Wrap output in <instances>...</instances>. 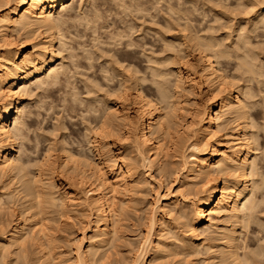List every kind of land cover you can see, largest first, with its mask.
Masks as SVG:
<instances>
[{"label":"bare ground","instance_id":"bare-ground-1","mask_svg":"<svg viewBox=\"0 0 264 264\" xmlns=\"http://www.w3.org/2000/svg\"><path fill=\"white\" fill-rule=\"evenodd\" d=\"M111 1L124 18H131L127 25L120 27L117 23L121 22L113 19L100 25L102 7L96 4L98 0H79V4L77 0H0V264H64L62 252H58L62 245L56 240L72 205L80 206L75 210L89 218L88 232L71 242L72 260L79 264H168L174 256L175 261L180 255L193 258L203 233L206 241L216 243L222 264H256L264 256V138L256 132L264 130V0H237L234 12L243 9L239 17L231 15L232 9L213 12L210 6L216 23L225 20L224 26L231 25L225 35L214 34L219 33V24L218 30L209 25L200 33V25L195 27L192 18L196 5L193 10L182 6L184 11L171 0H163L162 5H158L162 0H147L149 4L145 0ZM87 3L88 9L84 7ZM83 7L87 11H82ZM149 10L163 12V26L158 22L161 28L156 25L158 20H153L158 15ZM228 13L238 22L225 19ZM74 22L92 35L91 47L81 45V56L67 39L70 35L79 37L80 32L72 35L68 29L69 37L64 32ZM227 25L222 26L225 29ZM144 29L154 31L157 39L151 35L153 41H147L140 34ZM30 37L36 39L31 50L26 42ZM157 45L163 56L154 54ZM78 55L84 63L75 61ZM100 60L103 62L96 65ZM195 67L207 88L204 98H198L203 85ZM78 69L90 73L81 79L82 87L75 81L76 75L84 77ZM115 80L109 91L101 89V81L107 86V81ZM145 83L153 92L142 86ZM32 86L57 88L60 97L56 93L59 104L55 108L60 106L61 111L44 136L46 147L40 166L36 169L38 165L33 164L35 170L29 171L22 155L31 139L26 119L38 116L24 106ZM83 93L92 95L93 100L86 101ZM190 95L194 97L191 107L187 106ZM111 96L117 99H109ZM46 102L42 108L45 120L53 111V105ZM61 113L73 121L80 118L82 123L89 122L85 132L79 136L75 131L68 140L61 137L58 132L65 129ZM82 139L88 152L78 149ZM187 141L190 153L184 155L185 150H181ZM75 144L80 146L76 149ZM56 155L59 169L69 180L68 191L63 193L56 192L55 181H51ZM175 156L180 157V170L167 166L171 162L167 158ZM135 158L154 169L159 180L169 183L172 179L177 189L161 191L162 185H157L138 253L127 252L126 258L112 262L109 257L114 253L110 256L108 251L117 246L129 208V201L119 197L120 187L132 192L139 182ZM8 187L13 189L7 191ZM188 193L194 196L188 199ZM15 197L21 211L4 226L3 211L14 209ZM175 218L181 219L187 237L177 235L180 232L174 236L171 230L173 238H165L168 232L164 231ZM248 232L253 240L263 242L245 251L248 245L240 238ZM28 245L33 248L31 256L26 254ZM206 246L214 247L213 242ZM240 249L243 252L239 253Z\"/></svg>","mask_w":264,"mask_h":264},{"label":"rangeland","instance_id":"rangeland-1","mask_svg":"<svg viewBox=\"0 0 264 264\" xmlns=\"http://www.w3.org/2000/svg\"><path fill=\"white\" fill-rule=\"evenodd\" d=\"M78 2V4H79V0H77ZM97 1V0H96ZM102 1L103 0H98V2L96 3V4H99V5H101L100 7H102L100 10H101V12L100 13H102L101 14V24L100 25H105V23H106V25L109 23V21H111L112 19V21H115L116 23L117 22H121V23H117V24H120V27L122 26L123 27V25H121L122 23H124L125 25H127L129 22V20L131 19H129L128 17H126V18H124L123 17V15H125L124 13L121 15L120 14V8H118V6L117 7H115L114 5H115V3H113L112 4V1L111 0H109V1H111V3L108 1V0H104L103 1V3H102ZM145 1H147V0H145ZM148 1H150V0H148ZM147 1V2H148ZM154 1V0H153ZM168 1H170V0H166V2H168ZM205 0H182V2H183V4L181 3V0H176L175 2H174V0H171V2L172 3H174L175 5H177V4H179V6L181 7V9H183V7H185V8H188V7H190L191 9L190 10H193L194 9V6H195V9H194V11L195 12H192V18H193V23H194V25H195V27H198L197 26V24L198 25H203V26H201V28H200V26L198 27L199 29H200V33L202 32V30L204 31V27H205V30H207L206 29V27L208 28L209 27V25L210 26H213V25H215V27H216V29L215 30H218L217 28H218V24L221 26V27H219V29L220 30H218L219 31V33H216L215 32V30H212V32L214 33V34H216V35H225V34H227L228 32H230V28H228V26L230 25V24H225V26L227 25V28H223V26H224V22L226 23V21L225 20H223V22L221 21V22H219L218 21V23H216L215 22V20H213V19H215V17L212 15L213 13H210L209 11H210V9H209V7L211 6V8H213L212 10H213V12L214 11H222L224 8L225 9H228V10H223V11H226V13L227 12H233V14H231L232 16H235L234 15V11L237 9V7H236V9H235V6H237V0H211V1H208V2H210L209 4L207 3V0H206V2H204ZM214 1V2H213ZM146 2V3H147ZM176 2H178V3H176ZM103 5H102V4ZM108 3V4H107ZM192 3V4H191ZM211 3H213V4H211ZM215 3H217V4H215ZM221 5H223V6H220V4ZM235 3H236V5H235ZM148 4H149V2H148ZM148 4H146V5H148ZM151 4H152V1H151ZM151 4H150V6H151ZM163 4V0H162V3H160V4H158V5H162ZM203 4H205V5H203ZM216 6H215V5ZM87 5H88V3L84 6V7H87ZM191 5H192V7H191ZM212 5H214V7L212 6ZM218 5V6H217ZM77 6V5H76ZM108 6H110V7H108ZM112 6V7H111ZM149 6V5H148ZM178 6V5H177ZM183 6V7H182ZM83 7V9H82V11H87V10H85L86 8H84ZM88 7L90 8V6L88 5ZM88 7H87V9H88ZM106 7V8H105ZM159 7V6H158ZM196 7H197V10H196ZM206 7V8H205ZM207 7H208V9H207ZM218 7V8H217ZM110 8V9H109ZM112 8H113V10H112ZM116 8H117V10H116ZM221 8H223V9H221ZM241 8V7H240ZM76 9H78L77 7L75 8V12H77L76 11ZM104 9V10H103ZM106 9V10H105ZM202 9H203V11H202ZM206 9H207V11H206ZM218 9V10H217ZM230 9H234L233 11L232 10H230ZM107 10H109V11H107ZM110 10H111V12H110ZM114 10L116 11V12H114ZM184 11H187L186 9H183ZM198 10H200L199 12H198V15H195V14H197L196 13V11H198ZM230 10V11H229ZM106 11V12H105ZM149 11H151V10H149ZM149 11H148V13H149ZM153 11V10H152ZM151 11V14H156V16L158 17V18H156V19H153L154 20V22L156 21V20H158V21H156L157 22V26H158V28L160 27L161 28V26H163V19L165 18V17H162L164 14H162L161 12H160V14H158L157 12L155 13L154 11L152 12ZM184 11H182V12H184ZM189 11V10H188ZM222 11V12H223ZM240 11V9H238V13L236 12L235 14H236V16H238L237 14H241V12H243V9H242V11L241 12H239ZM83 12V13H84ZM114 12V13H113ZM119 12V14H117ZM209 12V13H208ZM113 13V14H112ZM116 13V14H115ZM122 13V12H121ZM194 13V14H193ZM204 13H205V15H209V17H208V15H207V17L204 15ZM225 13V12H224ZM109 14V15H108ZM111 14V15H110ZM201 14V15H200ZM204 15V17H203V15ZM229 14L230 13H228V15L226 16V18L225 19H228V20H231L233 17L230 15L229 16ZM102 15H103V17H102ZM105 15V16H104ZM113 15V16H112ZM122 16V17H118V16ZM162 15V16H161ZM193 15H195L196 17H194ZM200 15V16H199ZM108 16V17H107ZM115 16V17H114ZM116 16H117V18H116ZM212 16V17H211ZM241 16V15H240ZM106 17V18H105ZM109 17H111V18H109ZM116 19H114V18ZM200 17H202V19H200ZM206 17V18H205ZM211 17V18H210ZM214 17V18H213ZM228 17V18H227ZM229 17H230V19H229ZM239 17V16H238ZM124 20H123V19ZM148 18V17H147ZM194 18H197V23L195 24V20H194ZM108 19H109V21H108ZM119 19H121V20H119ZM140 19V18H139ZM139 19H137L135 22H137L136 23V25L137 24H139L140 22H141V19L139 20ZM144 19V18H143ZM146 19V18H145ZM144 19V20H145ZM204 19V20H203ZM210 19V20H209ZM234 19V18H233ZM237 19V20H236ZM119 20V21H118ZM125 21V22H123V21ZM148 21H149V19H147ZM146 20V21H147ZM198 20H199V22H198ZM200 20H201V23H200ZM205 20H207V21H205ZM235 20V21H234ZM233 21H231L232 23H237L238 22V18L236 17L235 19H234ZM105 21V22H104ZM107 21V22H106ZM140 21V22H139ZM162 21V22H161ZM210 21V22H209ZM214 21V22H213ZM237 21V22H236ZM128 22V23H127ZM139 22V23H138ZM155 22V23H156ZM162 24L161 26H159L160 24ZM207 22H209V23H207ZM100 23V21L98 22V24ZM102 23H104V24H102ZM111 23V22H110ZM109 23V24H110ZM146 23V22H145ZM149 23V22H148ZM155 23H154V25H155ZM200 23V24H199ZM222 23V24H221ZM76 24V25H75ZM159 24V25H158ZM71 25V26H70ZM74 25V26H73ZM217 25V26H216ZM223 25V26H222ZM71 28H70V27ZM73 26V27H72ZM153 26V25H152ZM157 26H154V27H157ZM224 26V27H225ZM85 26H83V25H80V24H77V23H73V24H69L68 26H67V28H66V30L64 31L65 32V34H66V32H67V30H68V32L70 33V31H71V34L72 33H74V35L77 33V31L78 32H80L79 34L80 35H82L81 37H80V35H79V37H75V38H73V36H71L70 35V37L72 38H70L69 37V33L68 34H66L69 38H67L68 40L70 39L71 41H69L70 43V45L71 46H73V48L75 49L74 51H75V53L76 52H78L79 53V55L81 56V48H82V46L81 45H83V48L85 47V48H89V47H91L92 46V43H91V32H90V30H88V29H86V28H84ZM214 27V26H213ZM230 27H231V25H230ZM223 28V29H222ZM107 29H109V28H107ZM226 29H230L229 31L228 30H226ZM145 30V29H144ZM141 30V33L140 34H142L143 33V37L145 38V39H147V41H153L152 39L153 38H150V37H152L155 33H154V31L153 32H151L150 30L151 29H147V31L145 30ZM226 30V31H225ZM101 32L102 31H104L103 29L102 30H100ZM144 31V32H143ZM146 32V36L144 35V33ZM226 32V33H225ZM17 32H15V31H13L12 32V35L14 36V38L17 36V34H16ZM149 33V34H148ZM221 33V34H220ZM223 33H225V34H223ZM148 34V35H147ZM234 34V32H232V34L231 35H233ZM73 35V34H72ZM91 35V36H90ZM152 35V36H151ZM155 36V38H154V40L155 39H157L156 38V35H154ZM153 36V37H154ZM17 38V37H16ZM31 38V37H30ZM77 38V39H76ZM28 39V38H27ZM73 39H74V41H73ZM254 39V41H256V39L255 38H253ZM30 40V41H29ZM36 41V39H35V37H32L31 39H28L26 42H28V47H30V50L31 49H33V43ZM258 40H260V38H258L257 39V41ZM262 40H264L263 38H262ZM0 43H1V34H0ZM78 43V44H77ZM158 44V43H157ZM77 45H79L80 46V49H79V46H77ZM156 47L158 48V45L157 46H155V52H154V54L155 55H158V54H162L159 50H156ZM81 50V51H80ZM149 51V50H148ZM159 53H158V52ZM157 52V53H156ZM77 53V54H78ZM195 53L196 54H198L197 52H194V54L193 55H195ZM64 54H66V53H64ZM77 56V57H79V59L77 58V60H75L76 62H78V63H84L85 62V60L84 59H82V57L80 58V56ZM109 55V54H108ZM164 55V53L162 54V55H159V56H163ZM195 56H197V55H195ZM84 60V61H83ZM74 61V62H75ZM65 62H67V63H70V61H65ZM75 62V63H76ZM101 62H103L102 60H100V62H95V64L97 65H99ZM78 63H76V64H78ZM146 62H143L142 64H144V65H147V63L145 64ZM71 64V63H70ZM70 64H69V66H70ZM124 65V64H123ZM73 66V65H72ZM72 66H70V67H72ZM81 70V71H80ZM78 69V71H80V72H82L83 71V73H84V77H83V75L82 76H79V75H76L75 76V81H76V83H77V85H79V86H83V83H80L81 82V79H85V77L88 75V74H90L89 73V71H85L84 69ZM195 71H196V75L198 76V77H200V81H202L201 80V76H200V72H199V70H198V68H196L195 67ZM88 72V73H87ZM86 73H87V75H86ZM79 76V77H78ZM73 80V79H72ZM78 81H79V83H78ZM111 82V83H110ZM116 82V80L115 81H109V83H108V81L106 82V84H107V86L104 84L105 82H103V81H101V83L103 84L102 86V88L101 89H103V91H109V87L111 86V87H113V86H115L114 84H116L115 83ZM148 83V82H147ZM147 83H145V84H143L142 86H144V87H148V85H147ZM108 84H109V86H108ZM111 84V85H110ZM202 85H203V87L201 88V95H200V97H198V98H204L205 97V95L207 94V88L205 87V85H204V83H203V81H202ZM45 87H41V88H36V87H34V86H32V91H30V97L27 99V100H25V102H24V106H26L27 108L29 107L32 111H34L33 113H36V114H38V116H36L35 114H33L32 115V120L31 121H29V119H26L27 120V122H30L29 123V133H28V136H30V140L29 141H31V142H27V145H26V143H25V145H26V147H24V148H27V150H25L24 148V154L22 155L23 156V160L25 161V163H26V165L28 164V166H29V171H31L32 169H33V171L35 170V167H36V169L40 166V162H38V161H41V158L43 157V154H44V147H46V142H45V137L44 136H46V133L48 134V132H50L49 130H51V126H53V121H54V117L55 116H57V115H59L58 117H60V111H61V107L59 106H56V108H55V105H58L59 104V97H60V93L57 91V88H55L54 87V90L53 89H51V88H53V87H51V88H48L47 90H45L44 89ZM106 88H108V89H106ZM105 89V90H104ZM148 90H150V92H153V90H151V89H149V88H147ZM44 90V91H43ZM111 90V89H110ZM57 91V92H56ZM84 91H85V89H84ZM43 92H45V93H43ZM56 93H58V96H57V94ZM50 94H51V96H50ZM43 95H45V96H43ZM84 95V96H83ZM83 95H81V96H83V97H85L86 98V101L87 100H90V101H92L93 100V97L91 98V96L92 95H90V96H88L86 93H83ZM47 96V97H46ZM53 96H55V97H53ZM113 96V95H112ZM110 97L109 99H111V100H115V99H117V98H115V97ZM50 97V98H49ZM190 98L188 99V101L187 102H189V103H187L188 105L187 106H192V100H193V95H190L189 96ZM48 98V99H47ZM115 98V99H114ZM47 99V100H46ZM192 99V100H191ZM42 100V101H41ZM48 101V102H46V101ZM55 103H54V102ZM44 102H46V103H51V105H53V111L52 112H50V115H51V118H48V119H44V117H43V115H44V111L42 110V108H43V105L45 104ZM135 105V104H134ZM185 105V104H184ZM33 106V107H32ZM37 106V107H36ZM40 106V107H39ZM42 106V107H41ZM186 106V105H185ZM190 106V107H191ZM134 107H136V106H134ZM44 109V108H43ZM60 109V110H59ZM263 109H264V107H263ZM59 113H58V112ZM56 113H58L57 115H55ZM62 114V113H61ZM35 115V117H33ZM40 115V116H39ZM42 115V116H41ZM63 115V120H61L62 122H63V127H65V129L64 130H60L58 133L59 134H61V137H62V135H63V137H66V140H68L70 137H72L73 136V132H75V131H78V133H80V134H78L79 136L81 135V134H83V132H85V126H86V122L87 121H84L83 123L81 122V121H78V120H80V118L78 119V120H75V121H73V120H70L66 115V118L67 119H65V116H64V114H62ZM61 115V116H62ZM39 117V118H38ZM50 117V116H49ZM34 119V120H33ZM65 119V120H64ZM69 119V120H68ZM74 119V118H73ZM76 119V118H75ZM46 121V122H45ZM71 121V123H69V122ZM72 122L73 123H75V122H77V123H75V125H73L72 124ZM69 123V124H68ZM85 123V124H84ZM89 122H87V124H88ZM67 126V127H66ZM71 126H73V127H71ZM49 127V128H48ZM74 129V130H73ZM84 129V130H83ZM257 130H259V131H257ZM261 130V131H260ZM72 131V132H71ZM82 131V132H81ZM62 132V133H61ZM256 132H257V134L260 136L261 135V137L263 136V138H264V130L262 131V129L260 128V129H256ZM263 133V134H262ZM70 134H72V135H70ZM65 135V136H64ZM75 136V135H74ZM37 137V138H36ZM260 137V138H261ZM80 138H82V137H80ZM262 139V138H261ZM82 141V143H84V144H80V145H82V147H79L80 145H77V144H75V145H72V146H74V148H78L79 150H84L85 152H88V151H86L87 149H88V147H86L87 146V144L85 143L86 141L85 140H81ZM85 141V142H84ZM188 143H189V141H187L186 143H184L183 144V146H182V150H181V152L183 151V150H185L184 151V155H188L189 153H190V151H189V149H187L186 150V147H187V145H188ZM39 144V145H38ZM83 145H84V147H83ZM86 145V146H85ZM30 146V147H29ZM29 149H31V150H29ZM36 149V150H35ZM86 149V150H85ZM57 152V151H56ZM27 154V155H26ZM25 156V157H24ZM132 156H135V155H133L132 154ZM26 158V159H25ZM56 159V162H55V166H54V169H55V173L53 174L54 176L52 177V180L51 181H53L54 183H55V188H54V190L56 191V192H59V193H63L64 191H68V189L66 188V184H68V182H69V180H67V178H66V176H65V174L61 171V169H59V166H58V163H59V159H58V157H57V155H56V157L54 158V160ZM139 158H135L133 161L134 162H136L137 163V166H138V168H137V172H136V176H135V178H137L138 180L137 181H139L138 182V185H136L135 187H134V185H133V187L134 188H132V192H130V190L128 189V188H126L128 191H126V189L124 190L123 188H121V187H123V186H121L120 187V192H119V197H123L125 200H127L126 202H128V204H129V208H127L126 210H127V214H128V216H127V219L123 222L124 223V225H123V227L122 228H120L119 230V236H120V238H119V240H118V243L116 242V244H117V246H118V248H117V246L116 247H113V248H110V250L109 251H111V253L108 251V255H110L111 256V254H113L112 255V257H109V259L111 258V260L110 261H112V262H115L116 260L115 259H119V258H121V256L123 257V258H126L127 257V252H129L128 253V255L130 254V255H132L133 253H138V249H139V246H140V242H141V240H142V237H143V234H145V232H146V230H147V224H148V218H147V216L149 217V214L152 212V210H153V203H154V201H155V199H154V197H155V194H156V190H157V185L160 183L161 185H162V190L161 191H166V189H169V190H173V191H175L176 189H177V187H176V182L173 184V180L172 179H170V181L172 180V183H170V181H169V183H167L166 181H163V179L161 178V180H162V183L160 182L161 180H159L160 178H159V176H158V174L156 173V171H154V169H149L148 167H145V166H143L142 164H141V162H140V160H138ZM167 162H170L169 164L167 163V166L168 167H170V168H178L179 170H180V164H179V162H180V157L179 156H175V157H173V158H167ZM170 160V161H169ZM27 161V162H26ZM36 162H38V163H36ZM36 163V164H35ZM29 164H31V165H29ZM33 164H34V166L35 165H38V166H33ZM31 166V167H30ZM34 167V168H33ZM52 176V175H51ZM47 178V177H46ZM48 178H50V174H49V177ZM119 180H121L122 179V177L121 176H118L117 177ZM5 178H3V181H4V184L5 183H7L6 181H7V179H5ZM141 181V182H140ZM13 182V181H12ZM164 182V183H163ZM121 183V182H120ZM166 184V185H165ZM170 184V185H169ZM12 185V187H15V184H11ZM1 186H2V184H0V188H1ZM168 186H170V187H168ZM57 188V189H56ZM11 190V189H13V188H11V187H8L7 188V191L8 190ZM64 189V190H63ZM9 190V191H10ZM58 190V191H57ZM60 190V191H59ZM135 190V191H134ZM62 191V192H61ZM189 195V198L188 199H191L192 198V195L194 196V194H190V193H188V194H186L185 196H188ZM191 195V196H190ZM71 196V195H70ZM191 197V198H190ZM4 198H5V196H4ZM17 199V197H15L14 198V203H13V205H11V207L12 208H14V209H9L8 211H10V212H7V211H3V214H2V221H3V224H4V222H6L7 224H8V222H9V220H10V218H12L13 219V215L14 214H19L20 213V211H21V206L19 205V201H18V199ZM17 201H18V203H17ZM132 205V207H133V209H132V207H131V205ZM72 208H73V211L75 210V208L76 207H79L80 208V206H71ZM75 207V208H74ZM187 208H186V210L188 211V210H190V207H188V205L186 206ZM263 207V204L261 205V208ZM19 208V209H18ZM76 209H78V208H76ZM132 209V210H131ZM179 209H180V207L178 208H176L175 209V212H176V215H175V217H177V213L179 212ZM72 211V212H73ZM130 211V212H129ZM11 212H13V213H11ZM15 212V213H14ZM71 212V213H72ZM69 214V216H67L68 218H65V222H67V224L65 223V224H63V227H62V230L60 231V232H58L57 233V240H56V243H57V245H62V248L61 249H63V250H60V247H58L59 248V251L58 252H62V259H64L63 261H64V264L66 263V262H68V263H66V264H79L77 261H75V260H72V258H73V243H72V246H71V242L73 241V239L75 238V237H82V235H83V233L85 232V233H87L88 231L86 230L87 229V227H88V220H89V218L88 217H86V215H83L80 211H74V213L73 214ZM130 213V214H129ZM8 214V215H7ZM9 214H11V215H9ZM82 214V215H81ZM6 220H5V219ZM11 219V220H12ZM5 220V221H4ZM10 220V221H11ZM67 220V221H66ZM176 220V221H175ZM178 219L177 218H175L174 219V221H173V219H172V221H170L169 222V228L167 227L166 229H168V230H165L164 231V234H166V231L168 232H171V230H172V232H175V233H173L172 234V232H171V234L172 235H174V234H176V233H178V232H180V233H178L177 235H181L183 238H185V237H187L188 236V233H185V230L182 228V222H181V219H179L178 221H177ZM4 224V226L5 225H7V224ZM11 223V222H10ZM9 223V224H10ZM63 223V222H62ZM8 224V225H9ZM206 224H208V222L206 223ZM62 225V224H61ZM65 226V227H64ZM254 226H256V225H254ZM66 230H65V229ZM62 232H63V234H62ZM167 233L166 235H165V238H168V237H172L171 235H169L170 233ZM184 233V234H183ZM60 234V235H59ZM62 234V235H61ZM183 234V235H182ZM245 234V233H244ZM244 234L242 233L241 234V238H240V241L242 240V243H244V245L246 244V245H248V249L250 248H252L253 250L257 247V244H262V242H260V241H256V240H253V234H251V232L249 233H247V236H245V237H247V238H245L244 237ZM204 235V236H203ZM122 236V237H121ZM167 236V237H166ZM175 236V235H174ZM205 237H206V234H202L200 237H199V242H198V245L196 246V248H195V250L196 251H198L197 252V256H195L196 255V252H195V254H194V256H193V258H190L189 256H185L184 257V255H180V256H178V258L179 259H176V261H175V258H177L176 256H174L175 258H171V260H170V258H169V260H167L168 261V264H220L221 262H220V258H219V251H218V249L215 247V244L216 243H214V241H212L211 240V242L209 241H206L205 240ZM243 237V238H242ZM173 238V237H172ZM252 240H251V239ZM122 239V240H121ZM247 239V240H246ZM70 240V241H69ZM60 241V242H59ZM62 241V242H61ZM204 241V242H203ZM248 241V242H247ZM250 241V242H249ZM120 242V243H119ZM212 242H213V245H214V247L211 249V248H208L206 245L207 244H209V245H212ZM259 242V243H258ZM203 243V244H202ZM264 243V242H263ZM251 245V246H250ZM254 246H256V247H254ZM122 247V248H121ZM124 247V248H123ZM32 248V247H31ZM30 248V246L28 245V247H27V251H26V254L27 255H32V250H33V248L31 249ZM30 249V250H29ZM214 249V250H213ZM250 249L249 250H247V249H245V251H250ZM72 250V251H71ZM199 250H200V252H199ZM114 251V252H113ZM31 252V253H30ZM64 252V253H63ZM72 252V253H71ZM115 252H117V254L115 253ZM119 252V253H118ZM121 252L123 253V254H121ZM217 252V253H216ZM241 252H243V250L242 249H240L239 250V253H241ZM29 253V254H28ZM110 253V254H109ZM200 253H201V255H200ZM66 254V255H65ZM30 255V256H31ZM65 255V256H64ZM211 255V256H210ZM217 255V256H216ZM64 256V257H63ZM184 257V259H182L183 257ZM199 256V257H198ZM117 257V258H116ZM214 257H215V259H214ZM68 258V259H67ZM181 258V259H180ZM65 259H67V260H65ZM74 259V258H73ZM114 259V260H113ZM172 259H174L173 260V262H172ZM188 259V260H187ZM191 259V260H190ZM199 259V260H198ZM179 262H178V261ZM182 260H184V261H182ZM195 260V261H194ZM197 260H198V262H197ZM259 260V261H258ZM257 263L258 264H264V256L263 257H260V258H258L257 259ZM171 262V263H170ZM186 262H188V263H186ZM190 262H192V263H190ZM219 262V263H218ZM256 263V264H257ZM222 264V263H221Z\"/></svg>","mask_w":264,"mask_h":264}]
</instances>
